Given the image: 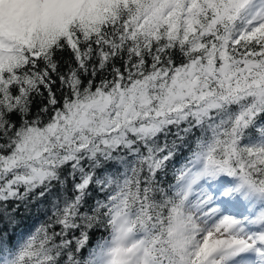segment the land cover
<instances>
[{
	"label": "snow or ice",
	"instance_id": "obj_1",
	"mask_svg": "<svg viewBox=\"0 0 264 264\" xmlns=\"http://www.w3.org/2000/svg\"><path fill=\"white\" fill-rule=\"evenodd\" d=\"M0 264H264V0H0Z\"/></svg>",
	"mask_w": 264,
	"mask_h": 264
}]
</instances>
